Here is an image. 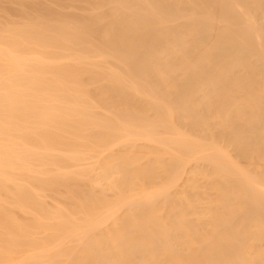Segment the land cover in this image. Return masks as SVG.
Listing matches in <instances>:
<instances>
[{"label":"bare ground","instance_id":"obj_1","mask_svg":"<svg viewBox=\"0 0 264 264\" xmlns=\"http://www.w3.org/2000/svg\"><path fill=\"white\" fill-rule=\"evenodd\" d=\"M0 264H264V0H0Z\"/></svg>","mask_w":264,"mask_h":264}]
</instances>
